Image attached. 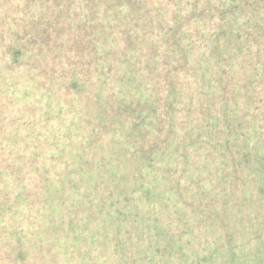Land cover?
<instances>
[{"label":"trees","instance_id":"16d2710c","mask_svg":"<svg viewBox=\"0 0 264 264\" xmlns=\"http://www.w3.org/2000/svg\"><path fill=\"white\" fill-rule=\"evenodd\" d=\"M261 244L264 0H0V264Z\"/></svg>","mask_w":264,"mask_h":264},{"label":"rangeland","instance_id":"374dc122","mask_svg":"<svg viewBox=\"0 0 264 264\" xmlns=\"http://www.w3.org/2000/svg\"><path fill=\"white\" fill-rule=\"evenodd\" d=\"M239 234H240V232L237 234V237H236V240H234V243H236V244H240V237H239ZM194 236H195V234H188V235H186L184 238H183V240L186 242V241H193V243H205V238L204 239H202V238H200V239H193L194 238ZM210 244H211V242L208 240V245H207V250L210 248L209 246H210ZM201 245V244H200ZM262 245V250H264V245L263 244H261ZM198 248L199 247H196V250H198ZM241 248H244L243 246H241ZM201 251V250H200ZM191 252H188V255H187V257L185 258L186 259V263H191V264H197V263H194V260L195 259H197V257H198V253L199 252H197V251H195V253L194 254H190ZM209 255H210V253H209ZM227 256V254L226 253H219V254H217V255H215L214 257H211V258H207V260L205 261H203L201 264H248L249 262H251V261H254V259H255V257L256 256H254L252 253L250 254V255H248V256H246V257H244L242 260H241V262L239 261V262H234V263H231V262H229V260H227L225 257ZM206 262V263H205Z\"/></svg>","mask_w":264,"mask_h":264}]
</instances>
